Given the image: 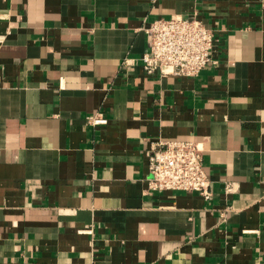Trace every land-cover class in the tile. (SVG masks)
Returning <instances> with one entry per match:
<instances>
[{"label":"crops","instance_id":"crops-1","mask_svg":"<svg viewBox=\"0 0 264 264\" xmlns=\"http://www.w3.org/2000/svg\"><path fill=\"white\" fill-rule=\"evenodd\" d=\"M172 15L214 29L197 76L142 69ZM159 138L208 199L144 191ZM0 264H264V0H0Z\"/></svg>","mask_w":264,"mask_h":264},{"label":"built area","instance_id":"built-area-1","mask_svg":"<svg viewBox=\"0 0 264 264\" xmlns=\"http://www.w3.org/2000/svg\"><path fill=\"white\" fill-rule=\"evenodd\" d=\"M144 31L148 48L141 62L146 73L193 77L217 62L213 57L217 41L214 29L195 16L155 18L144 26ZM106 121L99 112L87 117L90 125ZM204 152L201 141L176 138L152 141L147 150L149 175L144 191L182 190L208 199L210 178L203 163Z\"/></svg>","mask_w":264,"mask_h":264}]
</instances>
